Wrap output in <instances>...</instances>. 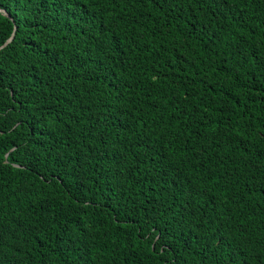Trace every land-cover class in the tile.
Instances as JSON below:
<instances>
[{
	"label": "trees",
	"instance_id": "16d2710c",
	"mask_svg": "<svg viewBox=\"0 0 264 264\" xmlns=\"http://www.w3.org/2000/svg\"><path fill=\"white\" fill-rule=\"evenodd\" d=\"M0 11V264H264V0Z\"/></svg>",
	"mask_w": 264,
	"mask_h": 264
},
{
	"label": "water",
	"instance_id": "95a60500",
	"mask_svg": "<svg viewBox=\"0 0 264 264\" xmlns=\"http://www.w3.org/2000/svg\"><path fill=\"white\" fill-rule=\"evenodd\" d=\"M1 13H3V14H5V12H3V11H0ZM5 16H7V14H5ZM13 36V35H12ZM12 40V37H10V39L4 44V46L7 44V43H9L10 41ZM4 46H2V47H4Z\"/></svg>",
	"mask_w": 264,
	"mask_h": 264
}]
</instances>
